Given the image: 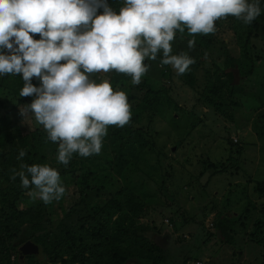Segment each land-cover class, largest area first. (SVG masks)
Returning a JSON list of instances; mask_svg holds the SVG:
<instances>
[{
  "label": "trees",
  "instance_id": "obj_1",
  "mask_svg": "<svg viewBox=\"0 0 264 264\" xmlns=\"http://www.w3.org/2000/svg\"><path fill=\"white\" fill-rule=\"evenodd\" d=\"M110 6L118 11L122 5L120 0L117 2L113 0ZM260 6L262 8L261 15L250 25H245L234 17H228L230 24L237 26L245 34L242 50L243 60L225 50L228 58L224 69L229 68L230 70L224 72L226 80L217 83L218 86L214 88L215 93L220 92L221 86L229 85L234 80V75L238 74L240 87L242 86L241 83L247 80L251 81L250 75L254 68L253 60L255 58L259 60L260 55H251V49L255 46L250 39L254 35H261L264 40V0H260ZM30 35L34 39L41 38L38 33H30ZM188 39L195 40V48L189 52L194 57L201 51H206L212 42L211 34H197L194 37H189L187 30H185L182 37L177 34L173 43V52L189 51ZM237 40L239 41V38ZM4 52L7 53L8 49H4ZM145 62L150 65V69L142 77V82L139 85H132L131 77L127 74L113 71L108 75L113 90H123L128 96L132 106L131 123L124 128L108 126V135L104 138L101 154L87 158L75 155L67 167L57 163L58 145L51 141L46 142V132L43 127L37 125L34 118L28 119L25 123L30 124L26 125L14 112L17 108L30 104L34 99L31 96H19V91L24 83L22 73L15 76L10 74L0 76V112L4 113L0 116V232H2L0 235V264L10 263L9 253L5 251L6 242L9 244L13 240L17 230H25L23 235L27 239L33 238L36 242H40L39 255L37 253L35 256L37 258L41 255V258H38L40 264H47V261L55 262L59 259V256L53 251L61 242H68L73 250L70 255V262L131 264L132 261L136 260L138 261L137 264H165L168 257L166 248L168 247L160 245L164 244L165 241H159L160 238L149 233L148 224H143L140 220L141 216L146 214L150 200H153L155 193L145 192L144 187L126 175L141 173L139 162L143 157L145 158V155L151 153L159 165V172L161 171L162 179L159 185L163 187L165 183L170 181V175L166 169L171 165V158L164 162L168 156L165 152L166 143L161 144L159 142L162 134L160 135L161 132L158 131V128H161V122L167 121L171 125L169 119L177 120L173 114H169L170 110L167 109L172 104L177 112V102L173 101L169 94L170 68L169 66L161 67L158 61L146 60ZM60 63H65V61L62 60ZM193 73H195V66L191 65L190 70L182 74V77L193 81L196 79V75ZM93 78H97V76L93 74ZM153 78L159 81L155 86L150 83V79ZM32 83L39 86L41 81L34 77ZM236 88L237 85L234 84L231 93H234ZM204 95L206 94L202 96ZM213 102L210 100L207 103L210 106L221 104L220 101ZM15 105L16 109H14ZM257 112L260 111L257 110L255 116L258 115ZM185 113L194 115V112ZM260 115V119L255 117L256 125H258L257 132L264 126V112H260ZM169 125L168 127H170ZM186 125L191 127L192 131H197L195 122H188ZM231 140L233 141L232 137ZM22 148L27 149V152L23 160L18 161L16 157ZM21 162L29 165L47 163L57 168L61 178L68 179L75 184L80 196L79 200L72 205L69 211L63 212L56 220L53 218L55 217L53 213L49 215L50 212L47 210L49 205H45L41 200L31 197L32 201L25 202L29 190L20 186L18 177L15 181L9 178L10 170L19 169ZM184 162L189 166V159ZM219 162L216 170L214 169L216 172H212L213 175L228 169L225 168L224 161ZM238 170H241V167ZM257 180L253 179L252 182ZM260 189H264V174ZM180 193L177 191L173 196L179 199ZM20 202L25 204L21 209L18 207ZM82 204L86 209L85 214L78 212L80 211L78 207ZM175 210V208L170 209L172 214L175 213ZM178 210L181 211V217H183L185 208L181 200H177ZM211 210H216L214 228L218 230L216 235L219 245L217 242L215 243L216 239L213 244L209 245L208 249L202 247V250L207 251V256L213 264H237L232 259L234 253H232L231 248L227 251L230 257L228 261L218 257L220 251L218 246L226 243L232 245L236 236L242 238L249 236L251 238L257 232H262L261 228L264 225L257 232L246 230L242 226L245 220L241 213H238L236 218H231L227 213L219 210L216 199H212L211 202L204 205V215L206 216V213ZM260 213L264 217V206L260 208ZM185 221L188 220L185 219ZM263 222L261 224H264ZM36 232L39 234L46 233V240L42 241L41 236L35 235ZM244 241L247 240L244 239ZM256 242L263 245L262 258L259 259V262L264 264V238L261 237ZM196 247L198 245L195 244H184L182 247H178L177 254L186 251V255L184 253L183 259L178 264H192L193 260L199 261L201 254L196 250ZM194 251L198 252L196 256H193ZM16 255V263L23 264L18 261V248ZM255 258L254 262L257 260ZM203 259L205 260V257ZM63 261L65 262V260Z\"/></svg>",
  "mask_w": 264,
  "mask_h": 264
},
{
  "label": "clouds",
  "instance_id": "obj_2",
  "mask_svg": "<svg viewBox=\"0 0 264 264\" xmlns=\"http://www.w3.org/2000/svg\"><path fill=\"white\" fill-rule=\"evenodd\" d=\"M261 12L260 0H123L118 11L107 0H0V76L22 73L19 96L34 99L21 112L34 116L46 142L58 145L57 163L67 167L75 155L101 154L108 126L132 121L126 92L101 77L115 71L139 85L150 69L146 60L185 74L196 62L189 54L195 40L188 39L189 51L174 53L177 34H215L216 22L230 16L250 25ZM10 171L45 205L66 195L60 171L47 163L21 162Z\"/></svg>",
  "mask_w": 264,
  "mask_h": 264
},
{
  "label": "rangeland",
  "instance_id": "obj_3",
  "mask_svg": "<svg viewBox=\"0 0 264 264\" xmlns=\"http://www.w3.org/2000/svg\"><path fill=\"white\" fill-rule=\"evenodd\" d=\"M112 1L107 0V3L110 5ZM120 3L122 5L123 0H120ZM102 12V8L98 10V13ZM216 27L217 32L211 34L210 47L195 57L192 55L196 61L193 64L195 66L193 74L196 75V79L191 81L189 78L177 75L169 66L171 79L169 94L173 101L177 102V112L172 104L167 109L170 110L169 114H173L177 120L169 119L171 125L167 121L161 122V128L159 127L158 131L161 132L160 135L162 134L159 142L166 143L165 152L168 156L164 162L171 158L170 167L166 166L169 167L166 170L170 175V181L163 187L159 185L162 175L161 171L159 172V165L151 153L140 160L141 173L126 174L144 187L145 192L155 193L153 200H150L146 214L142 215L140 220L143 224H148L149 233L160 238L159 241H165L164 244L159 243L163 247H168L166 248L168 257L165 264H178L183 259L186 251L177 254V249L184 244L198 245L196 250L201 254L200 260H193L192 264H208L203 259L207 256V251L202 250V247L208 249L209 245L213 244L217 239L218 230L214 228L216 217L208 218V213L205 216L203 211L204 205L211 202L212 199H216L219 210L227 213L231 218H236L238 213H241L245 220L242 226L246 230L257 232L264 225L261 224L264 217L260 213V208L264 206V189H260L264 174V126L257 132L258 125H256L255 118L260 119V112H264V40L261 35H254L250 39L255 46L251 49V55H260L259 60L257 58L253 60L254 68L250 75L251 81L247 80L241 83L240 87L237 74L234 75V80L229 85L221 86L220 92L215 93L214 88L218 86L217 83L226 80L224 72L229 70V68L224 69L228 58L225 50L243 60L242 50L245 42V34L237 26H232L228 19L217 21ZM12 39L14 40V37ZM250 40L248 41L250 42ZM219 70L221 72H217ZM101 78H108V76ZM150 80L154 86L159 83L156 78ZM234 84L237 85V88L234 93H231ZM203 94L206 95L202 96ZM210 100L214 101L213 103L220 101L221 104L210 106L207 103ZM23 108H17L14 112L25 123L28 119L32 120L34 116L31 113L23 115L21 112ZM14 109H16V105ZM257 110L260 112H257L258 115L255 116ZM180 111L182 113H179ZM185 112H194V115ZM3 114L0 112V116ZM188 122H195L197 131H192L191 127H187ZM169 135L172 136L168 137ZM231 137H236L237 142L234 143ZM186 159L190 161L189 166L184 162ZM219 161H224L225 168L228 169L213 175L212 172H216L214 169L218 167ZM240 167L241 170H238ZM253 179L258 180L252 182ZM62 181L67 189L66 195L59 202L54 201L49 204L47 208L50 212L49 215L54 214V220L58 219L63 212L69 211L80 198L73 182L65 178H62ZM110 189L112 188L110 187ZM177 191L181 192L179 199L173 196ZM28 200L32 201L29 194L26 195L25 202ZM177 200H182V205L185 208L183 216L188 220L186 224H181L184 222L181 221L183 219L180 217L181 211H177ZM24 205V202H20L19 209ZM171 208L176 209L175 213L172 214ZM78 209L79 213H86L83 204ZM261 230L263 231L257 232L251 238L236 236L232 245L226 243L222 248L218 246L220 247L218 257L228 261L230 257L227 251L231 248L234 253L232 259L236 261L235 263L262 264L259 259L262 258L263 245L256 242L261 237L264 238V226ZM23 232L25 230L15 232L13 240L9 243L11 245L6 242L5 251L10 256L9 264H17V248L26 240L37 244L40 251V242H36L33 238L27 239ZM44 232L41 234L36 232L35 235L41 236V240L44 241L46 240ZM1 234L2 232H0ZM50 238L52 239V237ZM216 242L218 243V239ZM218 247L217 249H219ZM197 251L193 252V256L198 254ZM53 253L57 254L59 259L55 262L47 261V264H81L80 261H69L73 250L68 242L58 244ZM36 255L25 254L22 257V263L40 264L38 258H41V255L37 258ZM254 258L257 259L255 262ZM137 263L136 260L131 262V264Z\"/></svg>",
  "mask_w": 264,
  "mask_h": 264
},
{
  "label": "water",
  "instance_id": "obj_4",
  "mask_svg": "<svg viewBox=\"0 0 264 264\" xmlns=\"http://www.w3.org/2000/svg\"><path fill=\"white\" fill-rule=\"evenodd\" d=\"M38 246L37 244H34L32 241L28 240L25 241L19 248H18V252H19V258L22 259V257L25 254H37L38 253Z\"/></svg>",
  "mask_w": 264,
  "mask_h": 264
},
{
  "label": "crops",
  "instance_id": "obj_5",
  "mask_svg": "<svg viewBox=\"0 0 264 264\" xmlns=\"http://www.w3.org/2000/svg\"><path fill=\"white\" fill-rule=\"evenodd\" d=\"M188 198H189V196H188ZM181 203H182V200H181ZM207 216H208V218H210V217H216V212H215V210H211V211H209L208 212V214H207ZM181 217V216H180ZM181 218H183L181 221L182 222H184V223H181V224H186V221H184V219H185V217L183 216V217H181ZM179 222V221H178ZM180 223V222H179ZM223 245H225V244H222V246H221V248L223 247ZM243 253V252H242ZM205 260L208 262V264H213V263H211L210 262V258H209V256H205Z\"/></svg>",
  "mask_w": 264,
  "mask_h": 264
},
{
  "label": "flooded vegetation",
  "instance_id": "obj_6",
  "mask_svg": "<svg viewBox=\"0 0 264 264\" xmlns=\"http://www.w3.org/2000/svg\"><path fill=\"white\" fill-rule=\"evenodd\" d=\"M26 255H31V254H26ZM34 255V254H33ZM18 261L21 263L22 259L19 258V252H18Z\"/></svg>",
  "mask_w": 264,
  "mask_h": 264
}]
</instances>
